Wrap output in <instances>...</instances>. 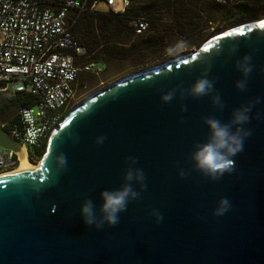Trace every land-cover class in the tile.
Wrapping results in <instances>:
<instances>
[{"label": "water", "instance_id": "95a60500", "mask_svg": "<svg viewBox=\"0 0 264 264\" xmlns=\"http://www.w3.org/2000/svg\"><path fill=\"white\" fill-rule=\"evenodd\" d=\"M245 54L253 68L241 92L235 61ZM205 74L215 80L223 109L211 95L193 98L182 91ZM173 88L174 98L162 102ZM256 97L261 103L246 125L252 134L234 157L233 171L216 181L201 175L191 152L208 136L203 118L227 122L232 109ZM257 111L264 114V19L229 28L198 51L95 92L55 128L39 171L0 178V264H264V118L255 119ZM2 124L0 115V144L16 150L18 142ZM129 156L145 173L146 187L133 185L140 198L115 226L85 225L81 204L88 198L98 208L100 192L123 183ZM222 196L232 206L215 216Z\"/></svg>", "mask_w": 264, "mask_h": 264}, {"label": "built area", "instance_id": "2783aa9c", "mask_svg": "<svg viewBox=\"0 0 264 264\" xmlns=\"http://www.w3.org/2000/svg\"><path fill=\"white\" fill-rule=\"evenodd\" d=\"M124 1L125 6L130 3ZM96 2L63 0L50 5L42 0H0V94H26L16 117L2 125L26 147L28 156L30 150L46 146L67 115L81 71L99 73L105 68L98 61L78 62L89 55L71 30L72 15L94 10ZM107 3L112 7L114 0ZM133 25L137 34L148 28L144 17H134ZM18 163L17 151L0 144V173Z\"/></svg>", "mask_w": 264, "mask_h": 264}, {"label": "trees", "instance_id": "16d2710c", "mask_svg": "<svg viewBox=\"0 0 264 264\" xmlns=\"http://www.w3.org/2000/svg\"><path fill=\"white\" fill-rule=\"evenodd\" d=\"M60 5L63 0H42ZM95 1L88 0L91 5ZM124 11L101 12L96 8L79 15L73 14L71 27L80 45L86 48L88 58L78 62L98 61L102 64L114 59L152 54L158 60L167 59L166 53L178 40L194 46L204 40L212 29L234 26L255 19L264 12V0H129ZM134 17H144L148 28L140 34L130 24ZM128 33V35H123ZM119 37L116 38V35ZM128 41H131L128 43ZM105 62V63H104ZM26 94L19 92L9 97L20 107L26 103ZM2 96L0 115L2 117ZM44 149L30 150L29 159L37 162Z\"/></svg>", "mask_w": 264, "mask_h": 264}, {"label": "clouds", "instance_id": "9594fccd", "mask_svg": "<svg viewBox=\"0 0 264 264\" xmlns=\"http://www.w3.org/2000/svg\"><path fill=\"white\" fill-rule=\"evenodd\" d=\"M182 44L178 42L176 47ZM238 45H232V52H235ZM174 48H169L172 52ZM222 49L217 50V55ZM251 56L243 55L235 61L236 69L241 73V79L235 82L237 90L243 92L247 86V78L252 72ZM185 91L188 96L200 98L211 95L212 103L217 109H223L224 103L218 92L215 91V80L209 79L207 74L198 77ZM214 93V94H213ZM176 94L173 88L162 94L160 99L162 102H170ZM261 103L260 97L249 100L246 104H242L232 109L230 120L221 121L214 116H206L203 118L204 124L208 128V136L205 141L195 145L191 152V160L195 170L209 180H219L225 173L233 171L235 159L238 153L243 151L245 140L251 136L252 130L246 125L249 124L253 117V107ZM254 118L260 120L264 118V114L257 111ZM105 140L104 136L97 137L96 142L102 144ZM58 166L60 169L66 167V157L61 154L58 158ZM127 159V167L123 175V183L113 189H104L100 192V200L98 208L91 199L86 198L80 206V215L82 222L88 226H94L96 229H102L105 224L115 226L119 223L120 214L124 212L128 204L140 198V192L134 188V183L139 184L141 190L146 187V177L142 168L136 167L137 158L129 156ZM178 175L184 178L186 173L179 170ZM231 202L226 196H222L217 201V206L213 209V215L223 216L231 208ZM151 215L155 221L160 222L163 217L156 209H152Z\"/></svg>", "mask_w": 264, "mask_h": 264}, {"label": "rangeland", "instance_id": "374dc122", "mask_svg": "<svg viewBox=\"0 0 264 264\" xmlns=\"http://www.w3.org/2000/svg\"><path fill=\"white\" fill-rule=\"evenodd\" d=\"M124 8H125L124 0H114V4L112 7L108 5L107 0H99L96 2V9L101 12H107L111 9L114 10L115 12H120L123 11ZM259 19H264V12L261 14L260 17L248 20L246 22L259 20ZM130 24L133 25V19H131ZM234 26H219L218 29H212L209 35L204 40H202L200 43L194 46H189L185 44L184 41H182V44L179 47H176L178 42H181V40H178L177 44L174 47H172L174 48V50L172 52L167 51L166 56H168V58L164 60L161 59L158 60L156 59V56L152 54L146 55V57H140L139 55H136L130 58L114 59L111 60L110 62H106V63L104 62L105 68L99 73H90V72L81 71L80 78L76 87L75 97L68 106L67 114L71 112V110L74 107H76L84 100L88 99L95 92L103 89L104 87L113 83L114 81L124 76H128L130 74L139 72L155 64L169 60L172 57H176L182 53L198 51L200 46L204 44L206 41H208L211 37H214L216 34H219ZM123 35H128V33H123ZM117 37H119L118 34L116 35L115 39H117ZM130 42L131 41H128V43ZM0 96H2V101L4 103L3 104L4 111L1 119L3 122H10L14 117H16L20 107H18L15 104V102H13L9 98L12 97V95H10L9 93H1ZM50 140H51V136L47 141L43 154L38 158L37 162L31 161L32 163L39 164L40 161H42L43 156L47 153Z\"/></svg>", "mask_w": 264, "mask_h": 264}, {"label": "bare ground", "instance_id": "6f19581e", "mask_svg": "<svg viewBox=\"0 0 264 264\" xmlns=\"http://www.w3.org/2000/svg\"><path fill=\"white\" fill-rule=\"evenodd\" d=\"M206 42L204 44H202L199 49L203 48V46L206 45ZM69 113H71V112H69ZM54 135H55V133L53 132L51 135V138ZM14 147H15L18 155H19V164L16 168H14L10 171H5V172L0 173V178L4 177V176H8V175H13V174L31 173V172L39 171L42 168L46 154L43 156L42 161H40L39 164H34L31 161H29L28 153H27L26 147L24 145L17 143V144H15Z\"/></svg>", "mask_w": 264, "mask_h": 264}, {"label": "crops", "instance_id": "0c3cea01", "mask_svg": "<svg viewBox=\"0 0 264 264\" xmlns=\"http://www.w3.org/2000/svg\"><path fill=\"white\" fill-rule=\"evenodd\" d=\"M126 6H127V5H126ZM126 6H125V7H126Z\"/></svg>", "mask_w": 264, "mask_h": 264}, {"label": "flooded vegetation", "instance_id": "af4514ba", "mask_svg": "<svg viewBox=\"0 0 264 264\" xmlns=\"http://www.w3.org/2000/svg\"><path fill=\"white\" fill-rule=\"evenodd\" d=\"M3 122V121H2Z\"/></svg>", "mask_w": 264, "mask_h": 264}]
</instances>
